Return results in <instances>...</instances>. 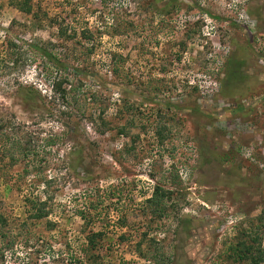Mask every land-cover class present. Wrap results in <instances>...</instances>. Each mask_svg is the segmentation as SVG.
Masks as SVG:
<instances>
[{
    "label": "rangeland",
    "instance_id": "rangeland-1",
    "mask_svg": "<svg viewBox=\"0 0 264 264\" xmlns=\"http://www.w3.org/2000/svg\"><path fill=\"white\" fill-rule=\"evenodd\" d=\"M0 264H264V0H0Z\"/></svg>",
    "mask_w": 264,
    "mask_h": 264
},
{
    "label": "trees",
    "instance_id": "trees-1",
    "mask_svg": "<svg viewBox=\"0 0 264 264\" xmlns=\"http://www.w3.org/2000/svg\"><path fill=\"white\" fill-rule=\"evenodd\" d=\"M33 47L39 49V47H37V46H33ZM40 52H41V54L44 57H46L49 60H52V62H54L56 65H59L60 67H63V68H67L68 67V64L66 62H63V61L59 60L53 53H51L50 51L46 50L45 48H40ZM112 70L117 72L116 68H112ZM35 96H36V98L38 97V95L35 92H33V91H26V93H24L22 95L24 101L29 102V103H32L36 99ZM159 189H160V187L156 186V196H158V198H161L162 194H160V195L157 194V191Z\"/></svg>",
    "mask_w": 264,
    "mask_h": 264
}]
</instances>
